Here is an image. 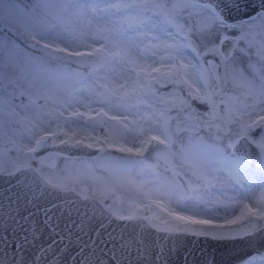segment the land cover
<instances>
[{
    "label": "snow or ice",
    "instance_id": "1",
    "mask_svg": "<svg viewBox=\"0 0 264 264\" xmlns=\"http://www.w3.org/2000/svg\"><path fill=\"white\" fill-rule=\"evenodd\" d=\"M25 173L165 238L250 237L240 264H264V0H0V175Z\"/></svg>",
    "mask_w": 264,
    "mask_h": 264
},
{
    "label": "water",
    "instance_id": "2",
    "mask_svg": "<svg viewBox=\"0 0 264 264\" xmlns=\"http://www.w3.org/2000/svg\"><path fill=\"white\" fill-rule=\"evenodd\" d=\"M165 237L139 222L118 220L74 193L47 187L30 173L0 175V246L10 249L9 257L12 249L29 259L47 250L40 264H75L83 249L103 264H240L252 251L244 244L250 237Z\"/></svg>",
    "mask_w": 264,
    "mask_h": 264
},
{
    "label": "rangeland",
    "instance_id": "3",
    "mask_svg": "<svg viewBox=\"0 0 264 264\" xmlns=\"http://www.w3.org/2000/svg\"><path fill=\"white\" fill-rule=\"evenodd\" d=\"M118 71H121L120 69H118ZM126 74V73H125ZM17 103H19V101H16ZM41 103H43V101H41ZM49 163H52V161H49ZM55 163V168L56 170L62 169L64 167V158L63 156H61L59 159L54 161ZM33 165L38 166L35 164V162H33ZM45 172H51L53 171V169H49L47 167H45L44 169ZM97 172V176H104L106 177V173H101V171L99 169L96 170ZM91 182H82V185H76V187H81V186H89ZM257 187L253 189V191L249 194V198L251 197V195L258 193L260 190V180L259 178L256 181ZM225 188L228 189L227 195L230 196L232 195V191H231V186L228 185L227 183H225ZM117 197H120L119 200H117V205L122 206V207H127L128 204V194L126 192H116L113 196H111L109 198V200L107 201L108 203H112L114 199H116ZM220 199H223L224 202H227L225 197H220ZM121 201L123 202L121 204ZM213 217L217 220H220L222 217H224L225 213L223 212L222 209L218 210V211H214L212 213ZM229 218H231V214L229 213ZM233 227H237V226H233Z\"/></svg>",
    "mask_w": 264,
    "mask_h": 264
}]
</instances>
